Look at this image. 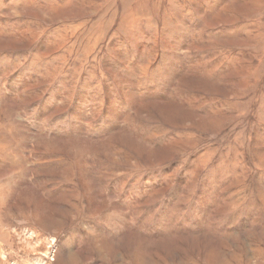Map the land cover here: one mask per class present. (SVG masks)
<instances>
[{"label":"rangeland","instance_id":"obj_1","mask_svg":"<svg viewBox=\"0 0 264 264\" xmlns=\"http://www.w3.org/2000/svg\"><path fill=\"white\" fill-rule=\"evenodd\" d=\"M0 264H264V0H0Z\"/></svg>","mask_w":264,"mask_h":264}]
</instances>
